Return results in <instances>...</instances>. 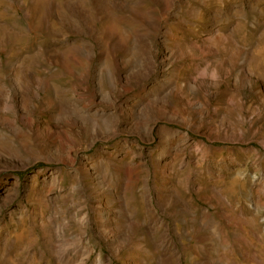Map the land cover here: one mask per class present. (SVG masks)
Instances as JSON below:
<instances>
[{
    "label": "rangeland",
    "instance_id": "1",
    "mask_svg": "<svg viewBox=\"0 0 264 264\" xmlns=\"http://www.w3.org/2000/svg\"><path fill=\"white\" fill-rule=\"evenodd\" d=\"M260 99L264 0H0V264H264Z\"/></svg>",
    "mask_w": 264,
    "mask_h": 264
},
{
    "label": "bare ground",
    "instance_id": "2",
    "mask_svg": "<svg viewBox=\"0 0 264 264\" xmlns=\"http://www.w3.org/2000/svg\"><path fill=\"white\" fill-rule=\"evenodd\" d=\"M167 35L168 36H172V32H171V30H169V32L167 31ZM170 36V37H171ZM171 51H172V56H170V59H169V61L171 60V58H173L174 57V55L175 54H177V53H179V50H178V47L175 45V46H172L171 47ZM165 60H167V59H162L161 60V62H160V65L162 66V64L165 62L166 63V61ZM171 65V64H170ZM171 79V78H170ZM161 83H162V81H161ZM166 84V83H165ZM169 84V83H168ZM167 84V85H168ZM239 84H240V87L241 88H245V87H250L251 85H252V81H251V79H250V76H249V74H245V73H242V74H240V77H239ZM177 89V83L175 82V81H170V84H169V88H168V90L165 92L166 94H163L162 92V94H163V97L161 98V99H165L166 97H168V96H170V95H172L173 94V92L175 91ZM188 89L189 90H191L192 92H194L195 90H196V87L195 86H192L191 84H189V82H188ZM165 95V96H164ZM158 100V99H157ZM157 100L154 98V99H150L149 101H147V105L149 106V108H152V107H154L155 105H156V102H157ZM260 103H261V106H263L264 107V101L263 100H261L260 99ZM94 113H97L96 115L97 116H99L98 114V112L97 111H95ZM101 114V113H100ZM101 116V115H100ZM95 123V122H94ZM96 123L95 124H93V126H94V128L96 127ZM83 176L85 177V178H88L89 179V173H88V171L86 170V171H84V173H83ZM106 206V205H105ZM108 217V216H107ZM106 218V217H105ZM70 242V241H69ZM64 253V252H63Z\"/></svg>",
    "mask_w": 264,
    "mask_h": 264
}]
</instances>
